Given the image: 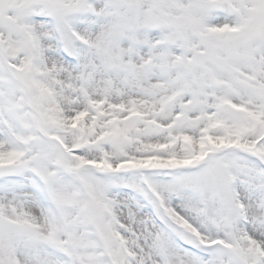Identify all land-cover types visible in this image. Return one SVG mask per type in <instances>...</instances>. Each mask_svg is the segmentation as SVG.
I'll return each instance as SVG.
<instances>
[{
	"label": "snow or ice",
	"instance_id": "snow-or-ice-1",
	"mask_svg": "<svg viewBox=\"0 0 264 264\" xmlns=\"http://www.w3.org/2000/svg\"><path fill=\"white\" fill-rule=\"evenodd\" d=\"M0 264H264V0H0Z\"/></svg>",
	"mask_w": 264,
	"mask_h": 264
}]
</instances>
